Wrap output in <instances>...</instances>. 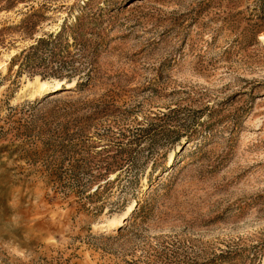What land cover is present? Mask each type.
Returning <instances> with one entry per match:
<instances>
[{
	"label": "rangeland",
	"instance_id": "obj_1",
	"mask_svg": "<svg viewBox=\"0 0 264 264\" xmlns=\"http://www.w3.org/2000/svg\"><path fill=\"white\" fill-rule=\"evenodd\" d=\"M0 264H264V0H0Z\"/></svg>",
	"mask_w": 264,
	"mask_h": 264
},
{
	"label": "bare ground",
	"instance_id": "obj_2",
	"mask_svg": "<svg viewBox=\"0 0 264 264\" xmlns=\"http://www.w3.org/2000/svg\"><path fill=\"white\" fill-rule=\"evenodd\" d=\"M61 83H55V84H38V85H36L37 86V89H36V92H35V96H40L41 94H43V93H47V92H49V91H51L50 89L52 88V87H56V89H58L60 86ZM70 85L68 86V87H71L72 85H73V83H69ZM33 95V94H32ZM134 206H135V203H133V204H131L129 207H128V209L126 210V212H125V215L126 214H128L130 211H132V209L134 208ZM124 215V216H125ZM127 218V217H126ZM125 218V219H126ZM121 222H122V220H118V221H114L113 223H112V226L113 227H115L116 225H120L121 224ZM119 227V226H118Z\"/></svg>",
	"mask_w": 264,
	"mask_h": 264
},
{
	"label": "trees",
	"instance_id": "obj_3",
	"mask_svg": "<svg viewBox=\"0 0 264 264\" xmlns=\"http://www.w3.org/2000/svg\"><path fill=\"white\" fill-rule=\"evenodd\" d=\"M41 41H42V40H41ZM32 47H35V48H36L37 46H32ZM37 48H38V47H37ZM23 52H24V51H23ZM28 55H29V54H28V52H27V54H25V55H23V56L27 58V57H29ZM17 57H18V56H15V57L12 59V63H16L15 60H16ZM22 63H23L22 61L19 62V63H18V66L20 67V66L22 65Z\"/></svg>",
	"mask_w": 264,
	"mask_h": 264
},
{
	"label": "water",
	"instance_id": "obj_4",
	"mask_svg": "<svg viewBox=\"0 0 264 264\" xmlns=\"http://www.w3.org/2000/svg\"><path fill=\"white\" fill-rule=\"evenodd\" d=\"M64 88H68V87H64ZM64 90V89H63Z\"/></svg>",
	"mask_w": 264,
	"mask_h": 264
}]
</instances>
